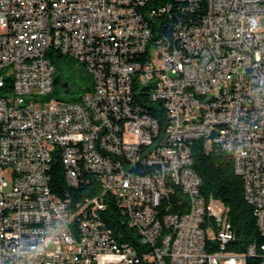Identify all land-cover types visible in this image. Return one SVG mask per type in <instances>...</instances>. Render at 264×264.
Returning a JSON list of instances; mask_svg holds the SVG:
<instances>
[{
  "label": "built area",
  "instance_id": "1",
  "mask_svg": "<svg viewBox=\"0 0 264 264\" xmlns=\"http://www.w3.org/2000/svg\"><path fill=\"white\" fill-rule=\"evenodd\" d=\"M262 15L264 0H0V264H255L227 249L193 147L230 156L264 235ZM51 49L85 67L78 99L52 95ZM247 251L264 263V243Z\"/></svg>",
  "mask_w": 264,
  "mask_h": 264
},
{
  "label": "trees",
  "instance_id": "2",
  "mask_svg": "<svg viewBox=\"0 0 264 264\" xmlns=\"http://www.w3.org/2000/svg\"><path fill=\"white\" fill-rule=\"evenodd\" d=\"M47 56L56 67L53 96L63 99H78L85 90L90 89L91 80L89 75L73 58L55 49L49 50ZM64 64H67L68 68L75 69L76 72L78 70L80 72V79L86 82L79 92L71 96H67L62 88V83L67 78L61 71ZM73 84H76L75 80ZM153 114L156 115V112H153ZM193 153L194 167L202 178L201 192L207 198L210 195L217 198L227 210V215L234 232V238L230 241L227 249L244 252L248 255V247L253 243L257 245L263 244L264 235L259 230L256 218L253 215L252 206L245 198L242 176L234 171L232 160L224 151L218 149L206 153L197 141L194 144ZM81 166L84 165L82 164ZM49 173L51 175L53 190L59 193L61 197H69L70 185H67V180L64 178L65 170H62L61 163L59 161L54 162ZM155 200L156 204L165 203L164 198L161 197L155 196ZM106 219L115 228L118 227L116 225L118 216L115 210H106ZM247 259L249 262L255 264H264L258 257L253 259V255H248Z\"/></svg>",
  "mask_w": 264,
  "mask_h": 264
},
{
  "label": "bare ground",
  "instance_id": "3",
  "mask_svg": "<svg viewBox=\"0 0 264 264\" xmlns=\"http://www.w3.org/2000/svg\"><path fill=\"white\" fill-rule=\"evenodd\" d=\"M79 153H80V166L83 164L84 166L81 167H90V159H89V147H79ZM64 178L66 179V175L64 174ZM67 180V179H66ZM155 196L156 197H161L164 198L165 200V196L162 195V192H155ZM218 205H222L220 203V201H218ZM163 204V203H161ZM225 212H227V210L224 207ZM227 220H229L228 215H227ZM116 225L118 227L115 228V226L113 225V228L115 229H122V221L121 219H118L116 221ZM234 238V232L231 227H228V230H226V241L230 242L232 239ZM251 245H257L256 243H253ZM248 255H253L252 251H247ZM248 255L246 253H244V261L249 262L248 261ZM114 262H123V254L122 252H114Z\"/></svg>",
  "mask_w": 264,
  "mask_h": 264
},
{
  "label": "rangeland",
  "instance_id": "4",
  "mask_svg": "<svg viewBox=\"0 0 264 264\" xmlns=\"http://www.w3.org/2000/svg\"><path fill=\"white\" fill-rule=\"evenodd\" d=\"M260 23L262 24V26L264 25V15L260 17ZM1 31H3V29L0 27V32ZM154 55H156L155 49H154ZM81 68L86 72V69L83 65H81ZM61 71L64 73L65 76L73 77L76 83L73 89L70 91V93L66 94L67 96H71L72 94L79 92L83 84L84 85L86 84L84 80L80 79V76H79L80 72L78 70L76 72L75 69L68 68L67 64L63 65ZM6 175L8 176L9 179H11V175H12L11 172H7Z\"/></svg>",
  "mask_w": 264,
  "mask_h": 264
},
{
  "label": "flooded vegetation",
  "instance_id": "5",
  "mask_svg": "<svg viewBox=\"0 0 264 264\" xmlns=\"http://www.w3.org/2000/svg\"><path fill=\"white\" fill-rule=\"evenodd\" d=\"M73 81H74L73 77H69V76H68V77L64 80V82L67 83V86H66V87H62V88H63V89L68 88V89L71 91V90L73 89V87H74Z\"/></svg>",
  "mask_w": 264,
  "mask_h": 264
},
{
  "label": "water",
  "instance_id": "6",
  "mask_svg": "<svg viewBox=\"0 0 264 264\" xmlns=\"http://www.w3.org/2000/svg\"><path fill=\"white\" fill-rule=\"evenodd\" d=\"M67 86V83L66 82H63L62 83V87H66ZM69 89L68 88H66V89H64V92L66 93V94H68L69 93Z\"/></svg>",
  "mask_w": 264,
  "mask_h": 264
}]
</instances>
